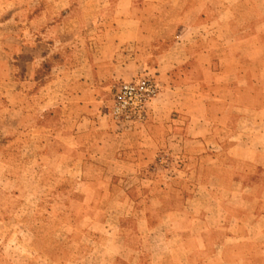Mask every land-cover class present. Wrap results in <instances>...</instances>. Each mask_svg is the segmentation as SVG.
Masks as SVG:
<instances>
[{"label": "crops", "instance_id": "crops-1", "mask_svg": "<svg viewBox=\"0 0 264 264\" xmlns=\"http://www.w3.org/2000/svg\"><path fill=\"white\" fill-rule=\"evenodd\" d=\"M87 1L23 0V137L37 136L36 146L51 149L59 167L81 170V178L69 184L101 185V199L118 195L134 208L133 186L145 187L139 195L143 210L136 207L146 223L156 216L174 224L184 216L178 229L185 231L186 259L214 247L255 246V240L243 237L264 233V192H244L264 185V132L254 135L260 143L253 144L251 134L230 127L231 121L248 119L234 114L236 106L264 110V17L252 15L249 0H112L104 9L101 0ZM168 8H176L173 18H165ZM62 10L67 16L61 21ZM60 23L77 28L69 38L81 42L68 45L62 58L48 42L63 38L47 34ZM242 42H254L259 54L239 49ZM47 57L52 64L41 78ZM142 70L159 81L161 90L149 105L144 128L117 130L104 115L110 88ZM161 153L169 156L171 167L179 163L183 169L178 180L159 181L143 172L157 168ZM225 187L233 197L238 193L230 192L233 188L243 191L238 201L259 202L253 219L229 194L223 198ZM220 210L235 218L236 232L212 245L209 236L219 226L214 218ZM193 223L200 227L191 229ZM156 226L150 224L149 230ZM237 235L244 241L233 242Z\"/></svg>", "mask_w": 264, "mask_h": 264}, {"label": "rangeland", "instance_id": "rangeland-1", "mask_svg": "<svg viewBox=\"0 0 264 264\" xmlns=\"http://www.w3.org/2000/svg\"><path fill=\"white\" fill-rule=\"evenodd\" d=\"M40 1L46 3L51 0ZM74 1L77 5L78 2L83 4L87 0ZM111 1L101 0L102 9L109 7ZM11 2L13 1L0 0V264H188L186 260L190 262L194 259L196 263L194 261L191 264H264V233L260 234L258 231L243 237L255 240V246L225 251L214 247L198 257L186 259L187 250L181 246V234H185V231L178 229L179 225L185 223L184 216H178L172 224L167 218L154 215L146 223L142 215H138L136 207L139 206L140 212L143 210L145 202L139 199V195L141 196V190L145 187L133 186L138 190L131 192L138 202L134 205L135 209L131 202L118 200V195H114L109 201L101 199V185L69 184V180L81 178V170L68 169L63 165L59 167V159L53 158L51 149L47 151L46 147V151H41L36 146V140H39L37 136L28 139L23 137V66L26 65L23 58V18L26 13L23 10V0ZM248 4L255 18L264 17V0H249ZM63 11L58 17L61 21L68 12ZM175 11L176 8L166 9L165 18H173ZM77 14L83 18L81 9H78ZM240 14L243 16L241 12ZM72 28L71 25L60 23L56 29L47 31V34L57 32L63 38L58 42H48L56 47L54 52L61 58L68 45L78 46L81 43L80 40L72 41L69 38L77 30ZM254 45V42H242L239 43V49L249 48V55H257L259 51ZM47 48L44 45V53ZM8 52L11 55L6 54ZM51 64L52 58L47 57L39 71L41 78L49 71ZM140 76L151 78L158 85V93L161 90L159 81L147 70L114 84L110 88L104 115L118 127L117 130L133 132L146 125L147 119L144 124L133 126L114 121L110 114L116 87ZM258 107L252 105L250 109L244 110L241 106H236L234 114L237 117L247 116L248 119L231 121L230 127L231 130L251 134L253 144L260 143L254 135L257 136L259 131L264 132V110ZM178 166L179 163L171 167L169 156L161 153L157 156V168L152 166L150 170L143 172L148 171L147 176L154 175L159 181L168 177L177 179L183 170ZM237 172H240L239 169ZM193 174V170H189L188 175ZM141 175L140 170L138 176ZM252 188H246L244 193L252 191L255 194L259 189L264 192V185L257 184ZM230 192L243 191L235 187ZM220 193L226 198L229 190L225 187ZM238 193L234 197L229 194L228 199L237 204L236 208L241 212L249 211L251 215L248 220L253 219V211L259 209V202L254 198L245 203L238 201ZM217 212L220 215L214 220H218L219 226L214 227L215 231L209 234L212 245L236 232L235 218L226 216L223 210ZM208 222L207 225L213 224V217ZM153 223L157 224L156 228L149 230V225ZM198 224H191V229L200 227ZM234 237L233 242L244 241L240 235ZM244 255L249 258L245 263ZM230 260H235V263H230Z\"/></svg>", "mask_w": 264, "mask_h": 264}, {"label": "built area", "instance_id": "built-area-1", "mask_svg": "<svg viewBox=\"0 0 264 264\" xmlns=\"http://www.w3.org/2000/svg\"><path fill=\"white\" fill-rule=\"evenodd\" d=\"M157 93L158 85L147 76L120 83L113 93L112 119L133 126L144 124L149 105Z\"/></svg>", "mask_w": 264, "mask_h": 264}]
</instances>
